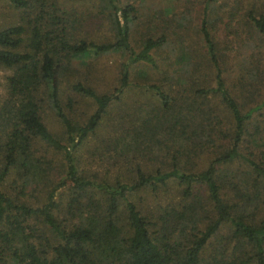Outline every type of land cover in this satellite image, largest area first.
<instances>
[{
	"label": "trees",
	"instance_id": "trees-1",
	"mask_svg": "<svg viewBox=\"0 0 264 264\" xmlns=\"http://www.w3.org/2000/svg\"><path fill=\"white\" fill-rule=\"evenodd\" d=\"M91 1L87 16L106 28L99 41L80 35L83 12L69 5ZM256 1L202 0L200 48H185L188 61L172 74L186 93L140 86L152 95L139 133L125 134L130 127L118 124L119 131L100 138L112 154L96 164L102 169L89 170L77 150L110 123L111 105L132 69L156 70L158 52L173 53L181 34L175 38L170 21L160 17L157 32L132 42L141 12L119 0H4L0 67L11 73L0 98V264H264V160L241 151L243 139L254 143L260 135L253 114L264 99L238 103L219 38L224 30L223 38L232 32L240 41L247 29L264 45V4ZM189 50L212 67L214 86L191 90L187 68L201 63ZM107 53L124 62L116 86L100 91L88 76L92 60ZM83 58L85 69L77 73L71 62ZM244 72L233 84L239 95L257 77L251 68ZM80 100L90 111L78 110ZM46 108L60 123L57 135L43 122ZM221 110L228 134L213 125ZM37 147L51 157L37 156ZM237 161L245 169L236 171Z\"/></svg>",
	"mask_w": 264,
	"mask_h": 264
},
{
	"label": "rangeland",
	"instance_id": "rangeland-1",
	"mask_svg": "<svg viewBox=\"0 0 264 264\" xmlns=\"http://www.w3.org/2000/svg\"><path fill=\"white\" fill-rule=\"evenodd\" d=\"M119 1L120 4L134 3L141 12L140 19L135 22V24L133 25L134 28L131 29L130 38L132 42H135L134 39L137 38L139 33L157 32L159 30L160 17H164L168 19V21H170V24H172L174 28L173 36L175 38H177L176 34L180 32L179 34H181L182 42L179 43L180 40L178 38L173 41V53L167 50H160L158 52V68L156 70H151L141 65H137L134 69H132V71L130 72L129 85L119 96L120 99L115 104L111 105L110 123L109 120L106 121L102 129L99 131L100 136H92L89 139L88 144L83 145L77 150V154H79L80 156L81 165L84 166L85 169L87 168L89 170L102 169L103 167L96 168V164H103L107 154H112V151L109 150L111 145L108 146L104 144L105 146L102 149L100 138H109L113 130L119 131L118 124L124 122V125L127 128L128 126L130 127V129H128L127 133L125 134L136 135L137 133H139L137 124L139 123V120L143 115L144 108L146 107L145 105L148 104L149 98L152 95V91L146 90L145 88L140 86L145 83L156 84L167 91V88L170 85L174 90H183L181 91V93H186L187 89L183 87L184 85H181L176 80H174L177 77H173L172 74H174V70L178 69L179 67H183L184 64L188 61V57L184 58L183 56V51H187L185 50V48H200V42H198L196 32L198 28L199 18L201 17L202 0ZM259 1L260 3L264 4V0ZM92 2L93 1L82 3L69 2V5H74L77 10L83 12V25L79 32L80 35L82 37L99 41L101 39H105L107 33L105 32L106 28L104 29L103 22L98 17L87 16V10H90L92 6H95L92 4ZM257 4L259 3L257 2ZM6 9L7 8L4 0H0V21L6 15ZM246 30L243 29L240 32V41H237L232 32L228 35L227 39L223 38L225 33L224 30L219 36L221 40L220 48L222 49L223 53L227 54L228 56V59L224 66V68L226 69V72L224 71V73L227 86L234 89V91L236 92L235 96L237 97L238 103L243 107H248L252 104L248 103L250 98H252L253 100L264 99V45L256 43L255 39L252 38L251 35L246 32ZM189 51H191L190 57H195L193 58L195 63H201L200 67L198 69L196 68V70L192 69L191 67L187 68L188 72H190L188 73V77L195 81L192 85L191 90L194 91L197 87L200 88L214 86V72L212 67L202 64V62H204L203 58L198 57V54L195 55L192 50ZM87 60L88 59L85 58L73 60L71 62V65L78 70L77 73H81L85 69ZM92 61H94L95 63V69L91 70L90 77L88 75L87 76L89 80L94 82L97 89H99L100 91H106L107 89H111L113 86H116V77L118 70L117 68L120 63L124 62V59L118 54L107 53L100 55ZM247 68H251L253 71H255L257 73V77L255 78V82L251 83L249 86H246L243 89L241 95H239L237 93V91H239V88H236L235 86L233 87V84L235 85L236 83H238L240 78H245L244 70ZM10 73L11 71L9 69L0 67V98H2V94L4 93L6 76H8ZM241 75L242 77H240ZM184 79L185 81H189V79H187L186 77H184ZM187 84H189V82ZM172 90L170 89L168 90V92H172ZM191 90L189 89L188 92L191 93ZM243 95L247 97L243 98ZM197 100L199 101L200 99ZM243 103L245 104V106L243 105ZM78 105V110H80L81 112H88L91 109V105L84 100H80ZM45 113L46 114L43 117V122L45 123L49 131L56 135L59 134L61 131L60 123L53 116L50 110H48V108H46ZM253 115L254 122L259 128L260 135L258 137L256 136L254 143H247L246 140L243 139L241 151L243 153H246L252 150L255 153H260L261 158L264 160V108L259 112H255ZM212 121L215 127H219L223 132H225V134L229 133V119L226 110L219 111L218 116ZM249 130L250 128L248 129V131ZM128 138L129 137H126V139ZM139 138L140 137H138L137 139ZM219 140V142H221L223 146L222 148H226L227 141L224 138V135L223 137H220ZM257 144H259V147H257ZM36 151L38 152L37 156H48L47 158L51 157V155L45 154L44 147H37ZM100 153L102 154L101 157L98 156V154ZM192 157L193 155H191L189 158ZM190 161L193 165L197 163V159ZM54 164L55 162L53 161L51 163V166ZM232 164H236V171H242L243 169H245V167H243L244 164L238 166V161L233 162ZM235 166H232V168ZM26 197L31 198V196Z\"/></svg>",
	"mask_w": 264,
	"mask_h": 264
}]
</instances>
